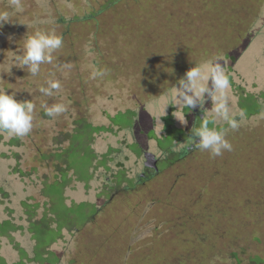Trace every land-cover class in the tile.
<instances>
[{"label": "rangeland", "instance_id": "374dc122", "mask_svg": "<svg viewBox=\"0 0 264 264\" xmlns=\"http://www.w3.org/2000/svg\"><path fill=\"white\" fill-rule=\"evenodd\" d=\"M110 1L0 0V16L9 21L0 27V92L35 105L28 135L0 129V222L9 219L17 227L10 237L0 235V254L8 262L18 261L17 245L27 262L40 264L33 259L37 241L28 230L26 210L38 220L50 207L45 183L60 179L59 168H67L54 154L69 147L79 122H87L105 127L94 134L93 166L108 151L111 160L108 168H91L88 182L67 171L66 205L87 203V212L96 211L90 221L63 230L45 247L56 252V264H264V0H229L227 13L238 19L237 28L227 30L223 24L221 29L238 33L226 39L230 47L220 48L224 42L209 30V53L201 49L186 61L168 51L173 50L168 40L178 16L199 13L204 0H139L138 18L132 12L137 1L130 0L132 14L123 12L125 26L112 18L111 7H123L126 0ZM104 16L108 32L100 23ZM199 22L185 26L198 28ZM37 32L62 36L63 46L53 53L52 64H42L32 76L14 64L24 54L25 41ZM217 58L234 81L228 89L230 111L240 127L211 122L210 99L205 112L182 104H169L164 112L166 102H176V85L186 71L194 64L206 71ZM151 71L155 78L148 82ZM49 79L61 84L50 97L39 91ZM247 94L260 98V114L244 115L239 101ZM57 103L66 111L47 116L43 106ZM127 110L136 112L130 126L113 123ZM201 115L211 119L212 128L226 132L231 152L213 158L207 151L186 149L191 129L203 122ZM13 138L18 140L11 144ZM136 143L155 157L168 158L161 160L158 173L142 181L137 177L143 157L135 152ZM120 171L134 178L133 186L114 188ZM108 189H114L110 198Z\"/></svg>", "mask_w": 264, "mask_h": 264}, {"label": "trees", "instance_id": "16d2710c", "mask_svg": "<svg viewBox=\"0 0 264 264\" xmlns=\"http://www.w3.org/2000/svg\"><path fill=\"white\" fill-rule=\"evenodd\" d=\"M137 1V6L132 7L133 16L138 18L140 15V10L138 9L139 0ZM193 2L197 3L200 0H192ZM227 2V3H226ZM109 4L117 3V0H113L108 2ZM253 3V2H252ZM107 6V5H106ZM104 7V6H103ZM102 7V8H103ZM228 7H229V0H204L202 3V11L199 13H188L178 16V23L172 29V37L168 40L169 44H173V50H168L171 53H175L174 56L178 60H190L191 58L195 57V52L198 51L199 54L202 52L207 54L209 49L210 37L207 35L209 30H213L216 35L218 41L224 42V47L221 45L220 48L226 49L230 47V43L228 44L227 40L230 35L238 34L236 31H227L230 29L237 28V18L230 16L228 14ZM190 8V7H189ZM196 9V8H194ZM253 11V9H251ZM250 11V10H249ZM123 12L125 16L128 17V12L131 13V4L130 0H126L124 2V6H113L111 7L112 18L116 21L120 22L122 25L125 26L127 19L123 18ZM238 13V12H237ZM92 15L96 14L91 13ZM108 17L104 16L100 19L101 25L104 27V31L108 32V28L105 26V21ZM197 18L200 20L199 27L194 28H186L189 23L191 25L194 24V20L197 22ZM240 20V19H239ZM85 21V20H84ZM137 21V19L135 20ZM225 26V29H221L222 26ZM215 29H210L214 28ZM116 31V30H115ZM181 45H183L180 50H177ZM202 45V46H200ZM179 46V47H178ZM217 48V50H221ZM202 49V52H201ZM165 53L168 52L164 51ZM220 52V51H218ZM227 55V54H226ZM231 60H235V56H230ZM161 74H163L161 72ZM149 76V77H148ZM146 79L148 78H155V74L153 71L149 72ZM231 78V76H229ZM147 79V80H148ZM230 83L234 84V81L231 79ZM149 82V80H148ZM264 97V93L262 94ZM242 98V100H241ZM247 100V102H245ZM242 101V102H241ZM241 109L244 110V115L247 117L258 115L261 112L262 104L260 98L253 94H247L240 97L239 101ZM247 103V104H246ZM136 114L135 111L127 110L126 112H119V116L121 117H114L112 119L113 123L124 126V125H131L134 121L133 116ZM186 117H190V114L185 113ZM203 119H210V118H203ZM202 118L199 116V122L203 121ZM211 120V119H210ZM78 127L74 129V132L71 133L69 140V147L64 150L63 152H57L54 154L56 159H64V164L67 165V168H59V171L62 173V177L60 179H56L51 184H46V189H44V193L50 195L51 205L44 211V214L38 220H33L35 212L32 210L27 209L26 214L29 215L28 218V230L32 234L33 239L37 241L34 251V260L40 262V264H45V262H49L51 264H56L59 260L55 251L46 250V246L52 245L56 242L57 239L62 235L63 230H72L73 226L83 225L87 221H90L91 215L94 211H96V207L92 208L90 213L85 210L87 203H82L78 206H69L66 205L64 202L63 196V188L66 186V177L67 171L72 169L74 175H76L78 180H83L88 182L89 179L92 177V173L90 172L91 168L95 170L101 165L108 168L107 163L110 158V152L101 154L100 161L98 162V166H93V162L95 158H97V153H95L94 149L92 148V143L94 141V134L104 130V126H93L91 123H78ZM200 126V124L198 123ZM168 126V125H167ZM209 127H211L209 125ZM173 133V131H171ZM170 132V133H171ZM180 132V131H179ZM181 133V132H180ZM17 138H13L10 140V143H14L17 141ZM160 146V145H159ZM162 147V146H161ZM135 148V147H134ZM135 151H137L135 149ZM166 161V160H165ZM66 162V163H65ZM167 162V161H166ZM156 170V169H155ZM142 180V179H141ZM115 187H121L124 183L129 187L134 185V178H129L126 176V173L120 171L116 178H115ZM1 190V188H0ZM114 189H108V198L112 194ZM120 192V191H118ZM117 192V193H118ZM29 208L30 206H26ZM17 230V227L12 223L11 220L7 219L3 222H0V235L10 237L11 234L9 231ZM1 246V243H0ZM17 249L21 252V257L18 261L8 262L1 254H0V264H30V259L26 256L25 251L16 245ZM46 254V255H45ZM29 261V262H27ZM257 263L261 262V258L258 257L255 260Z\"/></svg>", "mask_w": 264, "mask_h": 264}, {"label": "clouds", "instance_id": "9594fccd", "mask_svg": "<svg viewBox=\"0 0 264 264\" xmlns=\"http://www.w3.org/2000/svg\"><path fill=\"white\" fill-rule=\"evenodd\" d=\"M4 22L9 21L5 17L0 16V27L3 26ZM62 46V36L49 32H37L25 41L24 54L20 58L19 64L14 65L24 70L26 69L27 73L36 76L39 74L42 64L53 63V53ZM11 67L7 72L8 75H12ZM97 75H102V73H97ZM204 81H207V83L205 84ZM60 87L61 84L58 80L49 79L47 87H41L39 91L50 97L53 91L58 90ZM176 88L178 91L173 98L176 102L174 103L173 100L166 102L164 112L169 104L177 107L182 104L190 110L200 108L205 112L204 105L210 99L212 102L211 112L214 117L211 122L219 119L233 130H237L240 127L238 118L230 111L228 95L230 80L221 59H214L206 71L194 64L178 80ZM43 107L49 117L58 116L66 111L65 105L61 103ZM34 110L35 105L29 100H17L14 93L9 94L6 90L0 92V129L8 131L17 137L28 135L33 128ZM240 118H243L242 114ZM178 119L182 124L187 123L186 120ZM209 124L210 121L208 119H203L198 128H192L188 135L186 146L207 151L213 158L222 156L225 151L231 152L233 145L226 138V132L209 127Z\"/></svg>", "mask_w": 264, "mask_h": 264}, {"label": "flooded vegetation", "instance_id": "af4514ba", "mask_svg": "<svg viewBox=\"0 0 264 264\" xmlns=\"http://www.w3.org/2000/svg\"><path fill=\"white\" fill-rule=\"evenodd\" d=\"M200 118H202V115L200 116ZM190 120H191V116H190ZM136 147L138 148L137 151V154L139 156H142L143 157V162H142V165H143V171L141 173H139L140 176H138V180L139 181H142L143 179H148V178H151L153 174L155 173H158L159 172V165L161 166V160L163 159L168 161V158H160V156H157L156 155V159H157V162H156V166H157V170H155L153 167H149L147 165H145V152L144 150L141 149V147L136 143ZM186 149L190 150V149H193L192 146H189L187 147L186 146ZM182 154L179 153L178 156L180 157ZM142 179V180H141Z\"/></svg>", "mask_w": 264, "mask_h": 264}, {"label": "water", "instance_id": "95a60500", "mask_svg": "<svg viewBox=\"0 0 264 264\" xmlns=\"http://www.w3.org/2000/svg\"><path fill=\"white\" fill-rule=\"evenodd\" d=\"M145 160H146L145 161V165L151 166V167H153L154 169L157 170V166H156L157 159H156L154 153L145 152Z\"/></svg>", "mask_w": 264, "mask_h": 264}]
</instances>
